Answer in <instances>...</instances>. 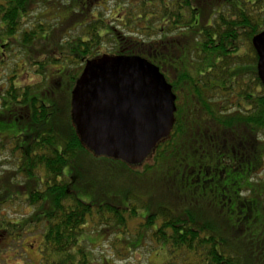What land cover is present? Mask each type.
Returning <instances> with one entry per match:
<instances>
[{"label":"trees","instance_id":"16d2710c","mask_svg":"<svg viewBox=\"0 0 264 264\" xmlns=\"http://www.w3.org/2000/svg\"><path fill=\"white\" fill-rule=\"evenodd\" d=\"M66 1L57 6L76 20L77 34L70 31L64 42L55 43L53 55L47 54L49 62H35L43 73H47L44 66L58 63V76L65 83L55 85L47 74L21 94L14 85L0 94L4 108L19 99L28 106L20 111L10 107L0 121L11 129L31 128L7 144L0 139V153H7L0 164L7 166L0 177V260L5 248L15 251L13 243L39 228L43 250L63 254L69 264H92L86 255L88 241L81 240L88 219L96 215L101 232L116 226L119 237L128 233L126 215H130L145 224L134 242L125 235L132 249H139L150 235L172 255L169 264L263 262L256 260L264 259V180L259 185L251 180L264 161V137H258L264 136V85L253 47V39L264 31V0H141L122 11V19L114 17L116 25H105L101 15L90 17L87 10L96 0ZM48 3L0 0V67L6 62L5 52L13 47L28 55L38 40L48 42L55 34L40 19L22 29L31 6ZM107 42L111 45L107 55L141 56L158 66L172 85L177 97L175 123L150 155L155 164L144 172L163 170L160 182L173 179L177 196L197 201L196 205L166 204L153 212L138 197H131L138 200L132 207L84 202L74 189L81 174L64 176L65 168L88 150L73 125L61 131L54 124L57 108L65 109L56 97L74 88L82 66L85 69L87 62L102 57L97 51ZM166 64L172 81L162 68ZM183 154L197 162L174 172L171 165ZM225 160L229 167L221 166ZM245 190L253 194L242 198ZM239 203L244 209L235 214ZM210 204L221 220L205 213L202 206ZM140 208L148 211L142 214ZM25 209L29 215L16 217Z\"/></svg>","mask_w":264,"mask_h":264},{"label":"rangeland","instance_id":"374dc122","mask_svg":"<svg viewBox=\"0 0 264 264\" xmlns=\"http://www.w3.org/2000/svg\"><path fill=\"white\" fill-rule=\"evenodd\" d=\"M48 1H50V3H48L49 5L46 7L43 4L31 6L29 10L30 12L27 14L28 16L25 17L22 29H29L30 24H33L36 20L40 19L47 24L49 23L55 34L49 37L48 42H39L38 40L29 50L28 55L24 54V51L21 50L20 47H13L10 52H5L7 54L6 62L0 67V94L3 93L4 90L7 92L12 85H15V83L21 87V90L26 87H33L41 83L47 74L53 76L52 79L55 85L65 83L61 80V77L58 76L59 70H61V66H59L58 63L50 62L49 65L44 66V68L47 69V73H43V70L39 67L37 68V64L35 63L49 62L47 58L48 56L53 55V45L55 43L58 44L64 42L70 31H73L75 33L73 34L76 35L79 30L76 26V20H71L70 15L66 13L67 11L57 6V4L60 5L62 2L66 3V0ZM140 1L141 0H96L89 5L87 12L90 17L101 15L106 22L105 25H110L111 23L116 25L114 17L119 16L118 18L122 19L125 16V12L122 11L137 6L136 4L140 3ZM66 20H68V22ZM118 25L121 26L120 23ZM141 26H146V24L142 23ZM42 37H44V35L41 36V38ZM108 48H111L110 42L104 44V48H102V50L99 48L97 52L101 51L102 53L100 55L102 56L107 55L106 52L108 53ZM162 68L166 71V74H168L172 81L174 78L172 73L168 72L169 66L166 64L163 65ZM83 69L84 66H82L81 72ZM41 73L44 75H41ZM74 88H68L65 93V96L68 95V97H61L59 94L56 97L55 95L56 101H62V104L65 107L64 111H60V108H57L58 115L54 118V124L61 129V131H67L71 125L77 129L72 106V92ZM0 100L3 101L2 98H0ZM46 100L50 101L48 98ZM14 106L15 105L13 104L9 105L7 108L0 106V116L9 112L10 107L14 108ZM9 127L13 126H6L5 123L2 122L0 124V135L3 134L0 139L5 142V144H7L15 134H24L28 129L27 126L24 125L21 128L11 129ZM30 129L31 128L28 130L30 131ZM258 137L263 138L264 136ZM183 140H189V138L184 137ZM86 147L88 151L86 152L84 149L83 152H85V155L69 164L64 170V176L68 178L75 173L81 174V181L75 185L74 189L78 192L79 198L84 202L96 200L98 203H120L122 207H132L135 205V201L138 200H134V198L131 197H138L149 203L148 206L153 212L158 207L166 204L171 208L177 207L175 205L180 202L190 203L191 201L196 205L197 201H185L187 198H180L177 196L175 193L176 184L173 179L169 178L167 180L165 179L164 182H160V176L163 175V170L160 171L153 169L148 173L144 172L147 170V167H152L155 164L152 157L149 156L143 162L130 165L120 160L98 155L92 152L87 145ZM6 157L7 153H0V164ZM195 162L197 161L191 159L187 155H178L176 161L171 165V169H173L174 172H177L178 169H185L186 165ZM225 162H223V165L221 166L229 167V162L227 160H225ZM6 167L0 166V177L4 174L3 170L6 169ZM112 177H114V179H112ZM261 180H264V161L262 162L261 169L254 172L251 183L259 185L258 182H262ZM85 181L86 183H84ZM254 191L255 193L259 192L257 189ZM252 194L253 193L249 190H245L242 193V198H248ZM258 199L260 198L258 197ZM251 202L253 201H249V203ZM202 207H206L205 213L208 216L221 220L219 212L213 205L210 204ZM243 207L244 205L239 203L235 208L234 213H238V209H241L242 211V209H244ZM222 208L224 212L225 210H228L227 207ZM246 208H248V204L246 205ZM146 209L148 211V208H140L139 210L142 211V214H145ZM255 210L256 209H254V211ZM29 214L30 210L25 209L16 217L23 218ZM126 217L128 218V229H126L128 233H123V235H120L119 237L115 235V233L120 231L116 226H108L105 232H101V227L103 226L99 225L96 215L88 219L85 234L81 240H84L85 238L88 241L85 242V245L88 246L86 255H88L89 261L92 264H102L100 260L102 257L104 259V264L171 263L172 255L168 254L163 245L160 246L154 242V240L150 238V235L142 243L139 249H136L137 247L132 249L127 238L134 242L140 229L144 228L145 224L144 220L141 218L131 219L130 215H126ZM228 220L231 221V219ZM38 229L36 232L33 231L26 235L24 234L20 241L13 243L12 248H15V251H6L5 248L0 264H69L68 259L63 254L43 250L42 229ZM255 229L257 232L259 229L258 223H256ZM244 235H246V231L242 233V236ZM40 250L42 252H40ZM256 261L264 262V259L259 258ZM263 262L259 263L264 264Z\"/></svg>","mask_w":264,"mask_h":264},{"label":"water","instance_id":"95a60500","mask_svg":"<svg viewBox=\"0 0 264 264\" xmlns=\"http://www.w3.org/2000/svg\"><path fill=\"white\" fill-rule=\"evenodd\" d=\"M264 85V31L253 39ZM177 97L160 68L136 55L87 62L72 92L77 131L89 149L127 164L143 162L169 137Z\"/></svg>","mask_w":264,"mask_h":264},{"label":"flooded vegetation","instance_id":"af4514ba","mask_svg":"<svg viewBox=\"0 0 264 264\" xmlns=\"http://www.w3.org/2000/svg\"><path fill=\"white\" fill-rule=\"evenodd\" d=\"M16 88H18L19 89V92H20V94L22 93V92H24L25 91V89H27L28 87H26V88H24L23 90H21L20 88V86H18L16 83H15V85H14ZM22 100L21 99H19V101H17L18 103H13L15 106H14V108H13V110H17V111H20V110H22L23 109V107H24V105L22 104V102H21ZM24 108H28V106H25ZM29 108H30V105H29ZM0 124H1V121H0ZM6 125V124H5ZM1 135H3V134H1ZM0 135V136H1ZM3 144H5V142H3Z\"/></svg>","mask_w":264,"mask_h":264}]
</instances>
